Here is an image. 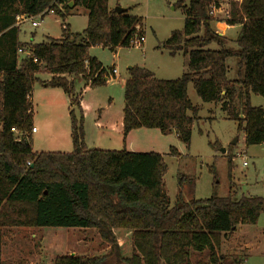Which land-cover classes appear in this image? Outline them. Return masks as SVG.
<instances>
[{
  "label": "trees",
  "instance_id": "trees-1",
  "mask_svg": "<svg viewBox=\"0 0 264 264\" xmlns=\"http://www.w3.org/2000/svg\"><path fill=\"white\" fill-rule=\"evenodd\" d=\"M73 7H69V2ZM86 11L82 32L62 24V36L39 43H20L17 15L34 16L53 10L63 20L75 7ZM184 13L181 30L164 42L170 55L188 57L187 71L162 79L144 67L127 69L123 85L122 135L137 128L172 131L187 146L198 107L187 95L192 83L204 102H219L236 121L245 146L264 142V109L251 95L264 96V0H241L227 25L239 24L236 47L212 27L211 7L217 0H177ZM125 9L117 13L108 0H0V228H92L109 249L102 254L56 256L52 264H192L191 253L208 252L206 264H221V236L240 224H255L264 212V198L234 196L232 156L227 155L229 193L185 200L179 189L170 203L164 184L167 165L155 151L87 148L84 116L74 78L85 85H103L106 69L90 56L95 45L114 50L129 47L142 34L141 18ZM215 43L217 48H209ZM29 49L37 58L17 54ZM238 59L237 77H227L226 59ZM87 60V66L84 61ZM40 68L49 74L41 83L70 96L71 152H33L31 91ZM77 108V113L75 111ZM14 128L17 133H13ZM217 142L211 146H217ZM169 154H177L169 147ZM30 162V165H26ZM115 229L130 231L131 253L120 256ZM3 233L0 229V264ZM119 260H118V259ZM231 264H242L234 256Z\"/></svg>",
  "mask_w": 264,
  "mask_h": 264
},
{
  "label": "rangeland",
  "instance_id": "rangeland-1",
  "mask_svg": "<svg viewBox=\"0 0 264 264\" xmlns=\"http://www.w3.org/2000/svg\"><path fill=\"white\" fill-rule=\"evenodd\" d=\"M176 1L108 0L109 7L127 8L129 14L141 18L145 41L114 50L100 45L89 48V54L102 62L108 74L112 68L117 71L115 78L110 74L111 79L103 85L88 88H84L85 81L82 78H74L75 94L81 93L82 96L85 143L90 148L104 149L95 141L97 135L94 122L99 112H102V119L105 118L103 113H106L111 121H115L122 114V80L127 77L129 66L147 68L157 78L162 79L178 78L187 71V55L181 51L170 55L168 48L164 47V42L171 32L181 30L184 25V13L180 7L174 6ZM240 1L220 0L223 7L217 17H222L224 21L228 19L232 10L239 8ZM79 8L78 13H67L64 20L51 13L45 14L41 19L34 17L33 20L40 21L36 27L31 25V21L23 22L18 33L19 41L39 43L48 38L58 39L62 36L63 23L68 26L70 32H82L86 27L87 16L86 11L82 7ZM210 15L214 17L215 14L210 12ZM232 26V30L225 32L227 47H236L235 39L240 25ZM208 47L217 48L215 43H210ZM237 61L234 56L226 59L229 79L237 77ZM48 75L40 68L38 81H35L32 89V121L38 128V132L32 133L30 137L32 151L71 152L73 146L70 136V96L60 88H44L40 83L44 81L41 78L50 77ZM187 95L190 102L198 107V119L191 127L188 146L174 131L162 134L158 129L142 128L144 130L141 131H149L146 132V137L138 134L139 138H147L148 141V144L140 147L141 150L163 152L167 165L164 184L170 203L175 202L179 189L182 190L185 200L203 199L212 195L227 196L230 189L227 155L232 156L234 196L264 198V142L246 147L242 131L237 132L236 121L228 118L227 111L221 108L219 102L202 101L191 82L187 85ZM251 103L264 109V96L253 94ZM75 111L77 113L76 106ZM215 142L218 145L211 146ZM170 146L176 149V155L169 154ZM0 229L3 233L1 258L4 264H52L56 256L102 254L109 249L108 244L102 241L92 228L4 226ZM120 240V256L127 257L132 249L131 239L121 235ZM217 252L223 256L221 264H231L234 256L241 257L242 264H264V212L260 214L257 223L240 224L235 230L221 236ZM190 257L192 264H205L208 252H192ZM117 264L125 263L119 260Z\"/></svg>",
  "mask_w": 264,
  "mask_h": 264
},
{
  "label": "crops",
  "instance_id": "crops-1",
  "mask_svg": "<svg viewBox=\"0 0 264 264\" xmlns=\"http://www.w3.org/2000/svg\"><path fill=\"white\" fill-rule=\"evenodd\" d=\"M217 2H218V5H221V6H219L218 8H215V10L213 12L215 15L213 18L214 19L220 18V19H218V20L215 19L216 21H213L212 27L218 35L225 37V32L227 30H232L233 26L227 25L226 22L222 19V17H217V14H220V12L222 11V7H223V5H222L223 3H221L220 0H217ZM68 5L70 8L73 7V4H71V3H69ZM79 9H80L79 6H77V7L73 8L69 13H71V14L78 13ZM20 25L17 26L19 31H20ZM18 41H19V39H18ZM116 48H118V47H116ZM93 57H95V56H93ZM112 69H111V71H112ZM110 74L112 75L113 78H115L117 71L114 74H112V72ZM110 74H108V72L106 71V74L104 75L103 80L106 81V77L108 78V80H110L111 79ZM36 76H38V74H36ZM48 79H49V77L41 78V80H44V81L48 80ZM125 79L126 78H124V80H122L123 81L122 87L124 85ZM42 86L44 88L48 87L46 84H43V83H42ZM88 87H91V86L84 85V88H88ZM32 98H33V96H32V91H31L30 101H32ZM79 100H80V105H81V101H82L81 93L79 96ZM81 107H82V105H81ZM101 114H102V112H99L98 118L94 122V126L96 127V135H97L95 141H96V143H98V145H100V147H103L104 149H108V150L126 149L128 151H133V152L155 151V152H159V153L163 154V152L158 151V150H141L140 147H143L144 145L148 144L147 143L148 141H147V138H144V139L139 138L138 134L146 137V132H149V131H141L144 129L137 128V129H133V130L129 131L128 134L125 137H123V135H122V114L119 115L115 121H111L109 119V117L106 115V113H103L105 118L102 119ZM32 126L35 128V131L31 132V134L37 133L38 128L34 125L33 121H32ZM83 128H84V141H86L85 120L83 122ZM138 138L140 140H138ZM86 146H87V148L92 149L87 144H86ZM98 149H100V148H98ZM114 235L116 237L117 243L119 245H121V243H122V240H120L121 235L125 238L126 237L129 238L130 237V231H122V229L121 230L115 229ZM207 260L205 261V264L207 263ZM195 264H199V263H195Z\"/></svg>",
  "mask_w": 264,
  "mask_h": 264
},
{
  "label": "built area",
  "instance_id": "built-area-1",
  "mask_svg": "<svg viewBox=\"0 0 264 264\" xmlns=\"http://www.w3.org/2000/svg\"><path fill=\"white\" fill-rule=\"evenodd\" d=\"M215 8L214 7H211L210 9V12H214ZM48 13H51V14H55L53 10H48ZM44 13H38L37 15H34V16H27V15H17L16 16V21H15V25L18 26L20 24H22L23 22H27V21H31V25L36 27L40 24V21H37V20H33L34 17H37V18H42L44 15ZM145 41V37L144 35H139V36H135L133 37L131 40H130V45H134V44H140V43H143ZM17 54L19 55H23V56H26V57H30L32 59L33 62H37V58L32 54V52L29 50V49H25L23 47H19L17 49ZM84 64L87 66L88 62L87 60L84 61ZM112 74H114L116 72V69L113 68L112 69ZM106 81H108V78L106 77ZM11 131L13 133H17L16 130L14 128L11 129ZM35 131V128L32 127L31 128V132H34ZM241 153H238V155H240ZM246 162L244 161L243 162V165H245ZM26 165H30V162H27Z\"/></svg>",
  "mask_w": 264,
  "mask_h": 264
},
{
  "label": "water",
  "instance_id": "water-1",
  "mask_svg": "<svg viewBox=\"0 0 264 264\" xmlns=\"http://www.w3.org/2000/svg\"><path fill=\"white\" fill-rule=\"evenodd\" d=\"M69 3H72V2L70 1ZM114 10H115L117 13H121V12H123V11L125 10V8H122V7L116 6V7H114ZM130 67H131V66H129L128 69H129ZM235 141H236V140H235ZM235 141H234L232 144H234ZM223 151H225V149H223Z\"/></svg>",
  "mask_w": 264,
  "mask_h": 264
}]
</instances>
